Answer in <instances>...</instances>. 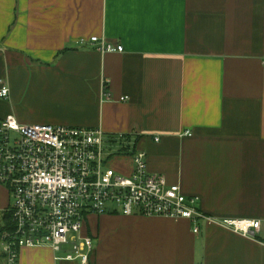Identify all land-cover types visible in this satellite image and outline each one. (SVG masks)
<instances>
[{
	"label": "crops",
	"instance_id": "0c3cea01",
	"mask_svg": "<svg viewBox=\"0 0 264 264\" xmlns=\"http://www.w3.org/2000/svg\"><path fill=\"white\" fill-rule=\"evenodd\" d=\"M92 36L124 51L82 42ZM263 60L264 0H0V119L128 134L151 172L218 220L264 222ZM109 164L134 169L131 152ZM10 202L0 184V230ZM200 224L107 213L84 234L91 264H264V225ZM18 264L80 262L36 246Z\"/></svg>",
	"mask_w": 264,
	"mask_h": 264
},
{
	"label": "built area",
	"instance_id": "2783aa9c",
	"mask_svg": "<svg viewBox=\"0 0 264 264\" xmlns=\"http://www.w3.org/2000/svg\"><path fill=\"white\" fill-rule=\"evenodd\" d=\"M82 42L104 53L124 51L122 44L98 36ZM9 96L10 88L2 84L0 98ZM110 137L99 127L26 124L14 115L0 119V184L11 197L10 224L0 232L7 264H18L21 248L36 246H49L57 260L91 264L94 240L84 234L91 215L187 219L195 233L202 220L247 236L262 229L261 220L207 215L197 206L198 197L148 169L146 152L135 148L132 139L119 134L113 142ZM127 152L134 161L131 174L109 164L116 153Z\"/></svg>",
	"mask_w": 264,
	"mask_h": 264
},
{
	"label": "trees",
	"instance_id": "16d2710c",
	"mask_svg": "<svg viewBox=\"0 0 264 264\" xmlns=\"http://www.w3.org/2000/svg\"><path fill=\"white\" fill-rule=\"evenodd\" d=\"M125 136H126L127 140H131V136H130V135L126 134ZM110 138H111V140H112L113 142H116V141H117L115 137H112V136H111ZM10 219H11L10 213L7 212L6 215L4 216V221H5V222H4V225L2 226L0 232H2V231L5 229V225H6V223L9 222V224H10Z\"/></svg>",
	"mask_w": 264,
	"mask_h": 264
},
{
	"label": "rangeland",
	"instance_id": "374dc122",
	"mask_svg": "<svg viewBox=\"0 0 264 264\" xmlns=\"http://www.w3.org/2000/svg\"><path fill=\"white\" fill-rule=\"evenodd\" d=\"M108 156V155H107ZM9 227V222L8 223H6V225H5V229H7ZM0 252H2V247H1V245H0Z\"/></svg>",
	"mask_w": 264,
	"mask_h": 264
}]
</instances>
